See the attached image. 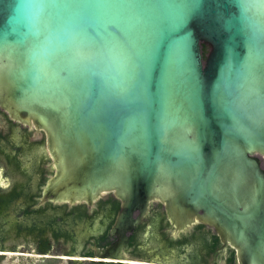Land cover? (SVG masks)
<instances>
[{
  "label": "water",
  "instance_id": "95a60500",
  "mask_svg": "<svg viewBox=\"0 0 264 264\" xmlns=\"http://www.w3.org/2000/svg\"><path fill=\"white\" fill-rule=\"evenodd\" d=\"M40 3L0 0V106L47 134L43 204L121 202L94 264H136L124 251L153 202L177 232L203 224L264 264V0H169L132 69L98 67L103 87L51 74Z\"/></svg>",
  "mask_w": 264,
  "mask_h": 264
},
{
  "label": "flooded vegetation",
  "instance_id": "af4514ba",
  "mask_svg": "<svg viewBox=\"0 0 264 264\" xmlns=\"http://www.w3.org/2000/svg\"><path fill=\"white\" fill-rule=\"evenodd\" d=\"M54 172L45 131L14 120L0 106V264L8 258L94 264L100 261L95 249L104 252L117 240L111 230L122 204L113 194L93 206L41 202ZM129 236L125 260L136 264H239L237 251L213 228L198 223L177 232L160 202Z\"/></svg>",
  "mask_w": 264,
  "mask_h": 264
},
{
  "label": "snow or ice",
  "instance_id": "6c2138e0",
  "mask_svg": "<svg viewBox=\"0 0 264 264\" xmlns=\"http://www.w3.org/2000/svg\"><path fill=\"white\" fill-rule=\"evenodd\" d=\"M172 6L169 0H41L48 15L40 35L44 42L56 40L48 60L51 74H67L70 81L92 77L103 87L98 67L115 61L132 69L158 12ZM183 7H195V0Z\"/></svg>",
  "mask_w": 264,
  "mask_h": 264
},
{
  "label": "rangeland",
  "instance_id": "374dc122",
  "mask_svg": "<svg viewBox=\"0 0 264 264\" xmlns=\"http://www.w3.org/2000/svg\"><path fill=\"white\" fill-rule=\"evenodd\" d=\"M7 264H19V262H28L27 264L31 263L30 261L27 260H20L18 258H8L6 260H3Z\"/></svg>",
  "mask_w": 264,
  "mask_h": 264
},
{
  "label": "trees",
  "instance_id": "16d2710c",
  "mask_svg": "<svg viewBox=\"0 0 264 264\" xmlns=\"http://www.w3.org/2000/svg\"><path fill=\"white\" fill-rule=\"evenodd\" d=\"M209 53V47L206 45H203V57L206 60Z\"/></svg>",
  "mask_w": 264,
  "mask_h": 264
},
{
  "label": "bare ground",
  "instance_id": "6f19581e",
  "mask_svg": "<svg viewBox=\"0 0 264 264\" xmlns=\"http://www.w3.org/2000/svg\"><path fill=\"white\" fill-rule=\"evenodd\" d=\"M3 253H4V252H3ZM74 259H75V258H74ZM97 259H98V258H97ZM94 260H95V259H94ZM95 261H96V260H95ZM137 262H138V261H137ZM139 262H140V261H139ZM142 262H143V261H142ZM149 263H150V262H149ZM149 263H148V264H149Z\"/></svg>",
  "mask_w": 264,
  "mask_h": 264
}]
</instances>
